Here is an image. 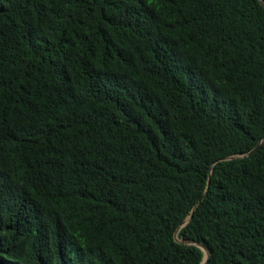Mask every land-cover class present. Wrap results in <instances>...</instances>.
I'll return each mask as SVG.
<instances>
[{
    "label": "trees",
    "instance_id": "1",
    "mask_svg": "<svg viewBox=\"0 0 264 264\" xmlns=\"http://www.w3.org/2000/svg\"><path fill=\"white\" fill-rule=\"evenodd\" d=\"M194 242L264 264V6L0 0V264H199Z\"/></svg>",
    "mask_w": 264,
    "mask_h": 264
},
{
    "label": "water",
    "instance_id": "2",
    "mask_svg": "<svg viewBox=\"0 0 264 264\" xmlns=\"http://www.w3.org/2000/svg\"><path fill=\"white\" fill-rule=\"evenodd\" d=\"M259 2L264 6V1L263 0H259ZM262 140H263V138H261L250 150L254 149L260 142H262ZM189 216H190V214L186 218H184L183 221L180 224H182L185 220H187L189 218ZM176 230L177 229H175V231H174V235L176 233ZM181 241L186 242V240H183V239H181ZM194 243H196L202 249V251L204 253L201 261L199 262V264H202L205 261V259H206L207 249L203 245L198 243V242H194Z\"/></svg>",
    "mask_w": 264,
    "mask_h": 264
}]
</instances>
